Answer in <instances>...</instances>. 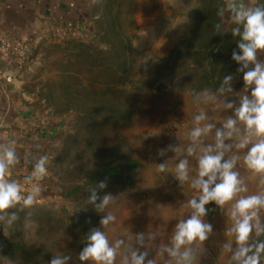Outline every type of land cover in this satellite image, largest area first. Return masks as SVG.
<instances>
[{"label": "rangeland", "instance_id": "rangeland-1", "mask_svg": "<svg viewBox=\"0 0 264 264\" xmlns=\"http://www.w3.org/2000/svg\"><path fill=\"white\" fill-rule=\"evenodd\" d=\"M225 2L90 0L83 30L48 36L39 42L31 54L32 67L23 89L37 106L40 119L54 127L55 149L49 179L58 200L50 206L17 205L7 210L15 211L18 219L9 224L5 215L0 220V242L7 237L21 244L22 250L14 252L5 245L0 259L9 264H49L54 255L68 254L72 257L70 264H80L78 253L87 232L100 227V217L110 212L116 219L103 231L112 243L124 240L114 264H123L129 245L139 247L135 238L141 232L146 237L148 258L155 257L157 264H170V258L159 255L157 249L168 242L177 221L190 212L187 201L194 191L187 183L180 185L173 178L177 163L173 162V153L165 151L161 156L158 152L189 123L185 114L191 102L203 98L204 90L222 100L227 92L220 94L217 89L223 76L237 74L238 65L231 60V53L238 37L232 39L233 25L226 11L223 17L219 15ZM256 4L257 0H247V6ZM217 23L229 32L215 35ZM140 43L146 47L139 49ZM124 50L125 61L117 65L111 53L122 54ZM119 93V117H115L114 126L101 131L98 143L100 136L92 139V134L98 135L101 128L92 129L98 126L89 124L85 111L99 105L104 107L96 114H106L108 102L97 104L98 97L112 98ZM180 109L185 114H180ZM171 116L179 117L184 125L170 130ZM115 148L143 166L132 173L138 184L134 189H129L125 177L92 180L94 162L98 159L97 164L104 166ZM245 151L226 153V158L239 156L236 170L247 188L235 199L264 193V174L246 167ZM164 160L168 171L159 173L157 164ZM190 166L194 175L196 160ZM100 181H105L107 187L97 189L98 195H113L102 213L87 200L89 189L96 188ZM234 202L222 208L209 206L204 219L212 223L213 231L208 239L191 246L194 264H230L231 252L226 245L236 247L235 236L229 232L234 223L230 216ZM36 208L45 210L44 214L37 213ZM259 217L264 225V209ZM74 220H86L88 227L83 234L73 229ZM153 233L157 234L156 239H147ZM252 239L264 240V234L256 237L253 232Z\"/></svg>", "mask_w": 264, "mask_h": 264}, {"label": "clouds", "instance_id": "clouds-1", "mask_svg": "<svg viewBox=\"0 0 264 264\" xmlns=\"http://www.w3.org/2000/svg\"><path fill=\"white\" fill-rule=\"evenodd\" d=\"M225 11L233 25L230 33L232 37H238L231 60L238 65L236 72L242 73L245 94L239 95L236 100H225L223 106L231 111V115L220 127H216L214 123H204L201 126V122L208 119L204 111L193 117L195 126L188 132L191 143L177 158L172 170L173 178L180 185L187 183L194 191V195L187 201L190 212L177 221L168 242L157 249L159 255L170 258V264H194L195 253L191 246L196 241L203 242L208 239L213 231L212 223L204 219L210 211L207 206L222 208L233 200L235 202L231 205L230 216L234 223L229 232L235 236L236 247L232 249L230 245H226L231 252L230 264H261L264 261V240L252 239L253 232L256 237L264 234V225L259 217L260 210L264 209V193L235 199L239 193L246 192L247 188L236 170L239 156L226 158V153L233 148V144L226 141L233 139L238 125L242 124L247 134L237 138L234 146L238 150L246 149L243 161L249 170L264 174V59L260 58L264 53V6H246L244 0H226L219 15L223 17ZM215 28V35L229 32L223 29L221 23H217ZM232 81V74L224 75L217 93L232 92ZM217 99L216 94L204 90L205 102L215 103ZM214 128V143L200 147V138ZM168 149L174 153L177 151L176 146L169 145L167 149H160L158 154L163 156ZM192 156H196L194 175L188 159ZM18 159L14 143L0 144V220L6 215L9 224L14 223L18 216L15 211L7 210L17 205L22 208L33 207L43 192L40 181L48 174L49 158L47 155H40L34 159L32 170L23 181L10 179V169ZM156 171H168L166 160L157 164ZM106 187V182L100 181L96 188L89 189L90 194L87 196L88 203L99 213L112 202L111 193L98 195L97 189ZM115 219L112 213H105L99 219L100 227L89 229L84 246L78 253L80 264H114L117 250L124 244V240L110 242L103 229ZM156 235L153 233L147 239L155 240ZM135 242L139 247L128 246V254L124 256L123 264H157L155 257L148 258L146 237L142 232L137 233ZM71 260L72 257L68 254L54 255L49 264H70ZM0 264H3L2 260Z\"/></svg>", "mask_w": 264, "mask_h": 264}, {"label": "crops", "instance_id": "crops-1", "mask_svg": "<svg viewBox=\"0 0 264 264\" xmlns=\"http://www.w3.org/2000/svg\"><path fill=\"white\" fill-rule=\"evenodd\" d=\"M89 2L90 0H0V40L4 36L25 40L29 43L32 54L45 37L67 34L66 30L69 29V26L84 23L87 20ZM137 47L143 49L146 46L140 43ZM260 58L264 59V53ZM31 63L32 59H30L28 67L19 74L13 83L0 80V144L14 143L19 159L10 169L9 178L20 181H23V178L32 170L35 158L40 155H47L49 158L55 149L54 127L48 121L40 119L37 106L33 103L29 93L23 89L26 76L32 67ZM232 75L234 89L232 92H227L222 100L217 99L215 103H211L200 98L190 103V110L186 114L182 112L183 109H180V114L187 115L189 123L174 134L172 142H168L164 148L167 149L169 145L176 146L175 153L171 149L166 150L168 153H173L176 159L173 161L174 163L191 143L188 132L195 126L194 115L204 111L208 119L201 122V126L204 123H214L216 127H220L221 123L231 115V111L226 110L223 106L225 100H236L239 95L245 94L242 73ZM246 134L244 126L238 125V131L234 134L233 139L226 141L233 144L230 153L234 150L237 151L234 146L236 139ZM214 137L215 128L200 138L199 146L204 147L214 143ZM188 159L191 164L196 160V156ZM50 163L51 161L48 159V174L40 181L43 192L34 205L50 206L58 200V195L50 184ZM3 264L9 263L3 261Z\"/></svg>", "mask_w": 264, "mask_h": 264}, {"label": "trees", "instance_id": "trees-1", "mask_svg": "<svg viewBox=\"0 0 264 264\" xmlns=\"http://www.w3.org/2000/svg\"><path fill=\"white\" fill-rule=\"evenodd\" d=\"M257 5L264 6V5H262V0H257L256 6ZM84 24H85V22H84ZM236 38L232 37V39H236ZM113 54H114V56H115L114 58L116 60L115 63H117V65L124 63L125 60L123 59V57H125V54H126L125 50H124V52H122V54L117 52V51L116 52L112 51L111 56ZM120 62H122V63H120ZM115 80L116 79H114V82H115ZM120 97H121L120 93L118 95L112 97V98H105V97L102 98L100 96L98 97L99 101L97 102V104H99V102H102V101L108 102L109 110L106 114H103L102 111H100L98 114H96V112L99 111L100 107H104V106H99V105L96 106L95 108L86 109L87 111H85V118L89 122V124H92V126H98V127H93L92 129L101 128V129H98L99 130L98 135H96L97 133L92 134L94 136V138H92V139H96L97 136H100L97 140L98 143H99V140L102 136L101 133L104 131V129L114 126V123H116L114 121L115 117L116 118L119 117L120 106H119V102H117V100H119V99H117V98H120ZM99 98H102V100ZM102 109H104V108H102ZM106 140H110L109 137H107ZM87 145L89 147L92 146L91 144H87ZM97 151H95V154L97 153ZM106 158L110 161L107 164H105L104 166H100V164H97V162L100 161L98 159L94 162L95 163V170H94V173L92 175L93 181H97L99 178L116 179V180L120 178L123 180V178L125 177L124 181L129 186V189H132V188L134 189L138 185L137 182L135 181L134 177L132 176V173L134 171L140 170L143 167L140 161L135 160L132 157H129L127 155L125 156L124 154H121L120 150H117L116 148L112 151V154H110V157H106ZM123 173L125 176L123 175ZM209 206H213V205H208L207 207H209ZM33 207H40V206L39 205H33ZM35 211H37V213L39 212V214L40 213L44 214V212H45V210L40 209V208H36ZM86 227H88L86 220L84 222L80 221L79 223H77L76 220H74V228L73 229L78 231L79 233L83 234ZM3 240H4V242H0V251H2L1 248L5 247V245L10 247L11 251H14V252H16L18 250H22L21 244L11 242L7 237H4ZM5 243H7V244H5Z\"/></svg>", "mask_w": 264, "mask_h": 264}, {"label": "built area", "instance_id": "built-area-1", "mask_svg": "<svg viewBox=\"0 0 264 264\" xmlns=\"http://www.w3.org/2000/svg\"><path fill=\"white\" fill-rule=\"evenodd\" d=\"M84 23L69 26L68 32H78L85 28ZM67 32V33H68ZM31 59L30 45L25 40L4 36L0 40V80L13 83L29 65ZM172 117V116H171ZM184 125L179 117L174 116L169 123L170 130ZM53 154L50 155L51 161Z\"/></svg>", "mask_w": 264, "mask_h": 264}, {"label": "water", "instance_id": "water-1", "mask_svg": "<svg viewBox=\"0 0 264 264\" xmlns=\"http://www.w3.org/2000/svg\"><path fill=\"white\" fill-rule=\"evenodd\" d=\"M245 5L247 6V0H244ZM226 15H228V12H225Z\"/></svg>", "mask_w": 264, "mask_h": 264}]
</instances>
